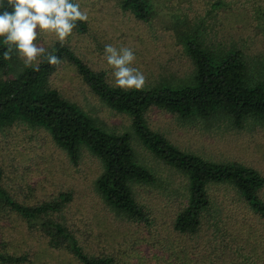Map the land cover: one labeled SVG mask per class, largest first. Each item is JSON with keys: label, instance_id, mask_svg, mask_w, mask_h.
<instances>
[{"label": "trees", "instance_id": "1", "mask_svg": "<svg viewBox=\"0 0 264 264\" xmlns=\"http://www.w3.org/2000/svg\"><path fill=\"white\" fill-rule=\"evenodd\" d=\"M119 1L123 10L145 22L155 16L160 2ZM212 1V12L216 7L229 6L226 0ZM259 5L256 12L264 23V4ZM186 24L187 29L178 32V41L192 62V71L184 77L146 84L142 90L115 87L104 69L92 68L71 45L59 41L46 48L60 58L58 65H49L41 56L26 67L15 52L5 61L6 46L0 38V131L18 124L44 128L75 165L87 149L102 164L95 185L104 204L116 217L147 228L153 226L155 217L142 199V189L167 195L178 187L169 182L170 175L180 177L184 200L174 216V231L177 236H196L210 224L213 233L206 245L208 255L200 254L196 247L187 250L180 241L182 246L162 242L161 257L169 264H264V174L238 160L217 161L184 150L148 121L149 111L158 108L184 125L207 132L264 129V54L251 56L234 44L212 46L203 28ZM73 31L88 32V22L78 21ZM63 64L74 67L108 107L128 115L129 127L119 130L107 126L54 87L52 76ZM136 144L162 162L169 175L143 161ZM5 179L6 169L0 164V217L16 214L27 233L39 235L45 245L42 250H10V239L0 230V264H125L124 258L129 256L126 251L87 252L77 233L61 220L59 215L73 200L71 191L26 203L6 187ZM215 186L231 189L233 199L226 202L236 207L225 209V200L212 193ZM237 210L245 213L244 219L252 214L255 221L243 219V231L229 234L220 227V221ZM60 252L65 254L63 260L53 257ZM43 257L48 259L43 261Z\"/></svg>", "mask_w": 264, "mask_h": 264}, {"label": "rangeland", "instance_id": "2", "mask_svg": "<svg viewBox=\"0 0 264 264\" xmlns=\"http://www.w3.org/2000/svg\"><path fill=\"white\" fill-rule=\"evenodd\" d=\"M76 1L88 12V32L73 31L65 43L92 68L104 69L113 84L111 69L104 58V47L108 44L134 50L136 61L133 66L144 73L146 84L188 75L192 71V62L178 41V32L187 29L186 23L191 28H203L207 42L212 46L234 44L248 55L264 54V23L256 12L258 5L264 4L263 0H226L228 7H216L213 12L212 0H159L156 14L148 22L123 10L119 0ZM56 41L54 35H41L37 43L47 48ZM51 82L64 96L107 126L119 130L129 127L130 117L108 107L71 65L63 64ZM148 121L184 150L217 161L238 160L264 174L263 128L207 132L184 125L173 114L158 108L149 111ZM136 149L143 161L158 168L162 175H169L164 164L140 144H136ZM0 164L6 169V187L22 202L38 203L53 199L62 191H71L73 200L59 216L77 233L81 244L91 254L126 251L129 256L124 258L125 264H140L139 260L142 264H169L167 258L161 257L160 245L162 242L171 244V241L175 244L180 241L187 250L196 247L200 254L209 253L206 245L213 233L208 228L210 224L196 236H177L173 229L175 213L184 200L180 177L170 175L169 182L178 187L172 188L167 195L152 188H141L142 199L155 217L153 226L147 228L116 217L104 204L96 191L95 180L102 171V164L95 155L84 149L79 164H73L67 152L53 142L44 128L18 124L0 131ZM212 193L217 199L225 200V209L236 207L233 202H228L234 195L228 187L215 186ZM244 214L241 210L232 212L220 221V227L229 234L243 231ZM244 220L255 221L252 214ZM0 230L10 239V250H42L45 245L42 237L27 233L16 214L0 217ZM53 257L63 260L65 254L54 253ZM47 259L42 258L43 261Z\"/></svg>", "mask_w": 264, "mask_h": 264}, {"label": "clouds", "instance_id": "3", "mask_svg": "<svg viewBox=\"0 0 264 264\" xmlns=\"http://www.w3.org/2000/svg\"><path fill=\"white\" fill-rule=\"evenodd\" d=\"M88 19V12L74 0H7L6 4L5 0H0V38L6 46L3 59L11 60L15 52L26 67L33 66L41 56L46 57L49 65H58L60 58L38 44V38L54 35L63 44L73 34L77 22ZM104 58L115 87L123 90L145 87L147 78L133 66L136 55L132 48L105 45ZM35 70H39L38 67Z\"/></svg>", "mask_w": 264, "mask_h": 264}]
</instances>
